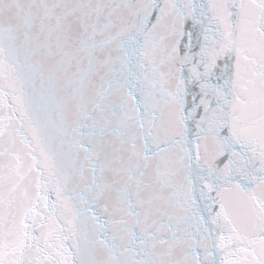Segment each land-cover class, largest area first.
<instances>
[{
  "label": "snow or ice",
  "instance_id": "6c2138e0",
  "mask_svg": "<svg viewBox=\"0 0 264 264\" xmlns=\"http://www.w3.org/2000/svg\"><path fill=\"white\" fill-rule=\"evenodd\" d=\"M0 264H264V0H0Z\"/></svg>",
  "mask_w": 264,
  "mask_h": 264
}]
</instances>
